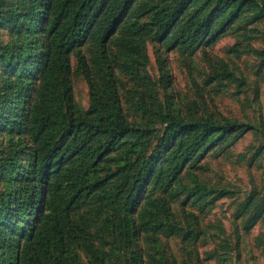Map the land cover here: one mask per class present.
I'll return each mask as SVG.
<instances>
[{
  "label": "trees",
  "instance_id": "16d2710c",
  "mask_svg": "<svg viewBox=\"0 0 264 264\" xmlns=\"http://www.w3.org/2000/svg\"><path fill=\"white\" fill-rule=\"evenodd\" d=\"M17 1V6H7L8 0H0V27L20 30L28 20L38 21L43 36L49 39L36 64L18 56L24 42L0 41V71L6 77L0 84V132L3 120L11 128L17 124L8 116L16 101L13 91H20L21 81L17 78L22 73L36 74L35 70L38 77L39 98L29 102L27 110L22 105L26 111L21 116L22 131L36 144L26 169L23 170L26 153L21 156L19 140L13 145L14 156H1L0 152V232L25 231L24 215L28 211L35 215L27 231L32 253L18 257L17 264H68L72 246L89 232V222L84 218L75 227L70 224L67 210L79 208L80 201L88 196L93 203L111 209V227L119 229L127 242L133 243L142 231L171 235L182 231L169 219L168 197L172 192L180 194V188L174 190L185 170L201 162L215 145H236L254 125L230 118L222 122L210 116L187 120L178 114L159 112L163 133L150 152L147 137L154 130L137 127L126 118L112 66L106 68L103 78L92 83L91 105L85 117L66 116L63 101L67 88L61 89L60 76L69 69L72 50L89 41H100L106 48L121 26L123 33L117 43L123 64L139 74L136 67L144 59L150 35H160L169 40L170 46L180 45L184 51L195 53L244 13H249V23L264 19V0H164L162 5L139 12L137 20L126 22V14L136 0ZM27 53L28 49L23 58ZM81 62L86 71L85 58ZM224 68L216 71L213 79L229 77L228 66ZM17 129L12 130L16 133ZM114 153L117 158L112 156ZM111 160H118L117 170L97 176L100 164ZM116 176H121V183L109 188ZM192 180L194 187L189 196H207V188L196 174H192ZM150 186L159 187L165 196L147 198L144 194ZM64 188L73 190L64 192ZM231 194L232 190L224 188L216 198ZM142 199H147L142 214L135 217ZM247 212L245 228L250 230L264 216V193L254 192L247 198L241 215ZM105 223L109 227L110 220ZM188 237L197 238L193 231L185 234ZM88 249L90 253L96 251L91 246ZM135 255L134 261L126 264H142L141 254ZM3 259L0 254V264ZM91 264L104 263L91 258Z\"/></svg>",
  "mask_w": 264,
  "mask_h": 264
},
{
  "label": "rangeland",
  "instance_id": "374dc122",
  "mask_svg": "<svg viewBox=\"0 0 264 264\" xmlns=\"http://www.w3.org/2000/svg\"><path fill=\"white\" fill-rule=\"evenodd\" d=\"M163 3L164 0H136L127 12L125 22L137 20L139 12ZM17 4V0L7 2V6ZM147 16L143 18L147 19ZM33 26L39 27L38 21L31 23L28 20L20 30L0 27V41L3 44L17 40L24 42L18 56L36 64L47 49L49 39L43 36L40 27L34 30ZM122 33L121 26L107 41L106 48L100 41H89L69 53V69L60 76L61 89L67 88L63 102L68 118L87 115L92 83L103 78L106 68L112 66L126 118L137 127L154 130L147 137L150 152L163 133L159 112L178 114L187 120L210 116L223 122L230 118L251 123L255 128L234 146H227L228 142L215 145L201 162L185 170L174 190L177 192L180 188V194L176 196L172 192L168 197L169 219L183 228L179 233L142 231L133 243L127 242L119 229L111 227V209L93 203L92 197L83 198L79 208L67 210V216L75 227L84 218L88 219L89 232L79 243L74 242L68 264H91V258L104 264H126L134 261L137 252L141 254L142 264H264V216L247 230L245 222L249 213L241 215L242 204L249 196L254 192L264 193V19L249 23V13H244L214 41L195 53L184 51L180 45L172 47L167 38L152 34L145 44L144 59L136 67L139 74L123 64L117 43ZM27 49L29 53L23 58ZM82 57L87 64L86 71ZM225 65L231 75L213 79V74L224 70ZM32 73H22L17 78L21 81L20 91H13L16 101L12 102L13 112L8 116L16 119L17 124L11 128L3 120L0 132L1 156H14V143L18 140L21 143V156L26 153L23 170L36 145L30 135L22 131L21 121L26 112L22 105L27 110L29 102L39 98L38 77ZM5 78L0 71V84ZM12 78L16 77L12 75ZM16 128L20 131L15 133L12 129ZM112 156L117 158L116 153ZM100 165L102 170L97 176H106L117 170L118 160ZM192 174L206 186L207 196H189L194 187ZM121 180V176H116L109 188L120 184ZM224 188L232 190L233 194L217 199V193ZM72 190L63 189L64 192ZM144 196H165V193L159 187L150 186ZM146 200L142 199L137 206L135 217L141 216ZM24 216L25 231L0 232L3 264H17L18 257L32 253L27 231L35 221V215L28 211ZM105 220H110L109 227ZM192 231L197 238H185V234ZM89 246L96 251L90 253Z\"/></svg>",
  "mask_w": 264,
  "mask_h": 264
}]
</instances>
